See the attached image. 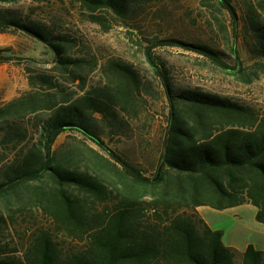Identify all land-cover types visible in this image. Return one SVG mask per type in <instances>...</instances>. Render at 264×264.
<instances>
[{
  "label": "trees",
  "instance_id": "obj_1",
  "mask_svg": "<svg viewBox=\"0 0 264 264\" xmlns=\"http://www.w3.org/2000/svg\"><path fill=\"white\" fill-rule=\"evenodd\" d=\"M18 1L0 0L5 5ZM149 1L76 0L102 26L107 20L99 11L125 18ZM215 1L230 13L238 37L233 0ZM244 4L253 72L241 67L235 43V67L207 45L176 39L159 44L195 50L251 82L264 74V0ZM9 29L43 42L55 58L50 68L27 62L30 89L0 104V234L17 230V210L33 206L51 226L27 229L21 244L0 239V264H264V250L253 244L244 252L227 246L223 231L197 211L200 206L223 210L252 204L256 220L264 223V113L214 93L176 90L148 51L169 102L159 164L150 177L106 144L99 125L113 133L124 130L120 111L129 113L143 88L138 71L110 60L103 66V87L85 90L79 84L83 94L70 92L67 82L85 83L86 68L96 66L73 55L77 38L43 21L9 17L1 9L0 33ZM11 51L0 48V62L19 57ZM25 119L34 121L37 133L31 145L26 144L30 129ZM67 131L81 133L110 158L87 144L81 161L76 148L55 151L58 137ZM61 238L76 246L62 245Z\"/></svg>",
  "mask_w": 264,
  "mask_h": 264
},
{
  "label": "rangeland",
  "instance_id": "obj_2",
  "mask_svg": "<svg viewBox=\"0 0 264 264\" xmlns=\"http://www.w3.org/2000/svg\"><path fill=\"white\" fill-rule=\"evenodd\" d=\"M245 1L233 0L239 16L238 37L233 33L230 13L215 0H152L125 18L99 11L107 20L106 26L93 22L76 0H48L42 3L19 0L6 5L0 2V10H6L9 17L46 22L57 32L77 38L79 43L72 50L73 55L90 59L96 66L86 68L85 83L80 80L76 83L65 81L70 92L83 94L85 91H81L79 84L86 86L85 90L103 87L106 82L103 66L110 60L124 62L138 71L143 88L129 113L120 111L124 130L113 133L102 126V122L99 125L106 144L151 177L156 173L160 160L169 102L165 88L148 59V51L168 74L176 90L214 93L264 113V74L246 82L244 76L236 75L195 50L159 44V41L176 39L207 45L221 52L222 59L235 67L236 59L231 49L235 43L242 59L241 67L246 72H253L255 60L249 47L250 37L245 31ZM219 24H223L222 27ZM0 48H11L10 53L19 56L0 62V104L30 89L25 69L27 62L39 69L54 65L55 54L43 42L15 29L0 33ZM96 117L100 118V115ZM23 124L30 129V141L26 144L31 145L37 136L34 121L25 119ZM86 144L110 158L105 150L75 131L62 133L54 149L65 151L76 148L81 161L87 154ZM197 211L213 229L223 231L226 245L244 249L251 242L264 247V223L256 220L257 208L254 205L242 204L223 210L201 206ZM16 216L19 220L17 230L10 228L1 233V240L21 244L19 238L27 229L51 226L35 206L28 207L24 212L17 210ZM61 243L69 248L76 246L75 242L65 238H61Z\"/></svg>",
  "mask_w": 264,
  "mask_h": 264
},
{
  "label": "crops",
  "instance_id": "obj_3",
  "mask_svg": "<svg viewBox=\"0 0 264 264\" xmlns=\"http://www.w3.org/2000/svg\"><path fill=\"white\" fill-rule=\"evenodd\" d=\"M201 207V206H200ZM200 207H198L197 209H199ZM250 244H253L257 249H260V250H264V247H259V246H257V244H255V243H248L247 245H246V248L248 247V245H250ZM227 246H229V245H227ZM230 247H233V248H235V249H237V250H239V251H241V252H244L245 250H246V248H244V249H239V248H236V247H234V246H230Z\"/></svg>",
  "mask_w": 264,
  "mask_h": 264
}]
</instances>
